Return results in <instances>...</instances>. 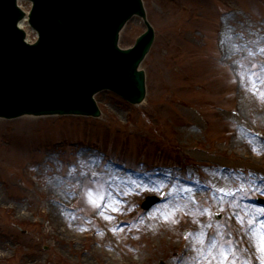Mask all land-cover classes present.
<instances>
[{"label": "rangeland", "instance_id": "obj_1", "mask_svg": "<svg viewBox=\"0 0 264 264\" xmlns=\"http://www.w3.org/2000/svg\"><path fill=\"white\" fill-rule=\"evenodd\" d=\"M142 2L154 40L141 104L103 91L97 119H0V264H101L91 250L186 264L192 241L187 264H218L221 250L228 264L264 259V0ZM144 31L133 17L119 46ZM154 173L160 188L140 182ZM122 184L131 189L107 192ZM147 196L159 202L142 210Z\"/></svg>", "mask_w": 264, "mask_h": 264}, {"label": "water", "instance_id": "obj_2", "mask_svg": "<svg viewBox=\"0 0 264 264\" xmlns=\"http://www.w3.org/2000/svg\"><path fill=\"white\" fill-rule=\"evenodd\" d=\"M16 1L0 0V117H98L93 96L102 90L131 104L144 99V73L138 68L153 31L141 0H30L29 24L38 36L34 44L26 43L18 27L23 12ZM21 7L28 11L30 3ZM133 15L144 19L147 32L123 50L119 31ZM19 26L31 30L26 17ZM155 203L148 198L143 208Z\"/></svg>", "mask_w": 264, "mask_h": 264}, {"label": "bare ground", "instance_id": "obj_3", "mask_svg": "<svg viewBox=\"0 0 264 264\" xmlns=\"http://www.w3.org/2000/svg\"><path fill=\"white\" fill-rule=\"evenodd\" d=\"M227 18V17H226ZM218 48H222L223 49V52L225 53V56L229 55L230 53V49H231V42H229V40L227 39V37H225L224 33H220L218 35ZM257 138V137H256ZM256 143H259L260 144V141H258V139H256ZM237 142V141H236ZM235 142V143H236ZM132 176V175H131ZM129 176L128 178H130L131 180H133L134 176ZM137 176H141V175H137ZM152 177L148 178V179H142V181H140L142 184H145L147 186H154V187H157V188H160L161 186L160 183H161V180L164 179V175L161 174V173H154L151 175ZM219 182H218V190L221 191V192H224L226 190V186H225V181L228 180V176L225 175V174H222L220 173V176H219ZM139 183V182H137ZM188 183L190 184V188L189 190H192L193 188L197 189V187H199L198 184H193L192 182H189ZM217 183V182H216ZM116 190H113L112 188L108 187V190L107 192H110V194L112 196H116L117 195V191L118 192H126L128 190H130V186L129 184H122L121 186H117L116 188H114ZM112 192V193H111ZM116 202V201H115ZM105 207V204L104 205H100V209L99 211L101 212V209H104ZM202 227H198L197 230H201ZM194 242V241H192ZM192 242H190L189 244H185L183 249H184V252L180 255V258L182 257V259H185L186 261V264L188 262V260L186 259V257H191L195 252H194V247L192 246ZM110 244H107L105 245L106 246H109ZM198 245H196L197 247ZM112 249V248H111ZM188 250V254L186 255V252ZM200 252H202L201 250H197L196 251V254L197 256L199 257L200 255ZM90 254H93V255H96L98 256L100 259H101V264H107V263H110V264H118L112 257H108L107 259L104 258L103 254H96L93 250L90 251ZM122 264H132V260L131 259H128V261H126L125 263L123 262Z\"/></svg>", "mask_w": 264, "mask_h": 264}, {"label": "snow or ice", "instance_id": "obj_4", "mask_svg": "<svg viewBox=\"0 0 264 264\" xmlns=\"http://www.w3.org/2000/svg\"><path fill=\"white\" fill-rule=\"evenodd\" d=\"M262 51H264V49H262ZM261 95L264 96V93H261ZM221 191H223V190H221ZM262 214H264V211H262ZM261 228L264 229V222H261ZM259 247H260V251L264 252V231H262L260 233ZM233 255H234V253H233ZM220 257L221 258H220L218 264H228V257H229L228 252L221 250ZM231 264H237L236 260H232ZM261 264H264V259L261 260Z\"/></svg>", "mask_w": 264, "mask_h": 264}]
</instances>
